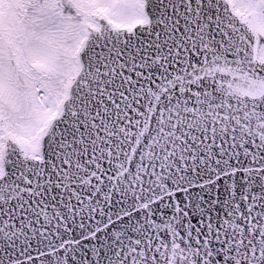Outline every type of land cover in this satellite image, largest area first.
Segmentation results:
<instances>
[{"label": "snow or ice", "instance_id": "1", "mask_svg": "<svg viewBox=\"0 0 264 264\" xmlns=\"http://www.w3.org/2000/svg\"><path fill=\"white\" fill-rule=\"evenodd\" d=\"M0 264H264V0H0Z\"/></svg>", "mask_w": 264, "mask_h": 264}]
</instances>
